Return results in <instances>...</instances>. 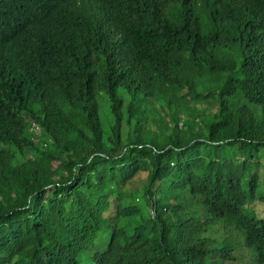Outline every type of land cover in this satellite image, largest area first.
Segmentation results:
<instances>
[{
  "label": "trees",
  "instance_id": "16d2710c",
  "mask_svg": "<svg viewBox=\"0 0 264 264\" xmlns=\"http://www.w3.org/2000/svg\"><path fill=\"white\" fill-rule=\"evenodd\" d=\"M263 164L264 0H0V264H264Z\"/></svg>",
  "mask_w": 264,
  "mask_h": 264
},
{
  "label": "rangeland",
  "instance_id": "374dc122",
  "mask_svg": "<svg viewBox=\"0 0 264 264\" xmlns=\"http://www.w3.org/2000/svg\"><path fill=\"white\" fill-rule=\"evenodd\" d=\"M260 168H261V169H260V172H261V174H262V176H263V175H264V164L261 165ZM260 197L263 198L264 196H260ZM256 213H257V217H258V218H260V219H264V207H261V206L257 205ZM231 229H232L234 232H236L233 226L231 227ZM236 233H237V232H236ZM240 237H241L242 244H243V246H244V239H243V236L240 235ZM105 238H106V236H102L100 240H94V241H92V243L104 242ZM250 254H251V258H252V257H253V252L250 251Z\"/></svg>",
  "mask_w": 264,
  "mask_h": 264
},
{
  "label": "water",
  "instance_id": "95a60500",
  "mask_svg": "<svg viewBox=\"0 0 264 264\" xmlns=\"http://www.w3.org/2000/svg\"><path fill=\"white\" fill-rule=\"evenodd\" d=\"M50 31H56L53 27H49ZM57 32V31H56Z\"/></svg>",
  "mask_w": 264,
  "mask_h": 264
}]
</instances>
